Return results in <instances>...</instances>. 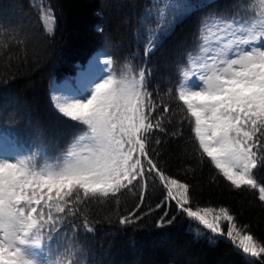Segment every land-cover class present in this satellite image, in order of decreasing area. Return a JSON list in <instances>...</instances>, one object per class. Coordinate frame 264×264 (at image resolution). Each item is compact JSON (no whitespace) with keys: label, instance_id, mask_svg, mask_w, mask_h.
<instances>
[{"label":"snow or ice","instance_id":"6c2138e0","mask_svg":"<svg viewBox=\"0 0 264 264\" xmlns=\"http://www.w3.org/2000/svg\"><path fill=\"white\" fill-rule=\"evenodd\" d=\"M37 3L45 32L54 34L51 7L45 0ZM154 7L156 12L148 15L157 27L144 29L145 57L191 6L180 0H157ZM97 31L103 32V27L97 26ZM150 76V68L134 70L130 63L117 75L112 56L101 53L81 71L79 86L70 80L53 85V107L75 122L81 134L55 162L40 146L15 157L0 153V264H62L60 255L68 257L63 264H73L74 246L60 242L59 235L68 218L82 215L80 206L86 200L116 197L137 184L143 202L148 176L159 180L166 201L174 202L178 212L227 239L246 264H257L264 243L246 230L247 225L239 227L226 207L193 205L190 185L166 175L149 155V134L164 131L169 113L167 104L153 100ZM173 89L202 155L233 188L256 189L264 201V183L253 174L264 166V0H235L232 11L203 16L166 94ZM132 222L129 217L120 219L121 224ZM82 227L87 233L94 231L87 218ZM72 228L75 233L74 224Z\"/></svg>","mask_w":264,"mask_h":264},{"label":"trees","instance_id":"16d2710c","mask_svg":"<svg viewBox=\"0 0 264 264\" xmlns=\"http://www.w3.org/2000/svg\"><path fill=\"white\" fill-rule=\"evenodd\" d=\"M48 3L57 18L52 35L45 32L31 0H0V127L48 139L56 144L60 157L81 133L75 122L58 114L53 107L50 98L53 85L70 80L74 87L79 86L81 71L88 68L94 57L101 53L112 55L109 50L112 44L106 42L104 33L109 17L114 19L112 32L127 36V28L136 25L134 37L141 40L146 38L145 27L155 29L156 20L142 22L153 0H48ZM234 3L235 0H217L182 17L150 55L148 90L154 101L162 100L169 106V113L162 125L164 131L154 129L147 146L149 155L166 175L190 185L193 205L228 208L239 227L247 225L246 230L264 243V201L259 199L258 190H237L219 174L210 159L202 155L190 118H185L188 114L175 98V89L171 95L166 94L176 82L177 67L192 46L201 18L208 13L230 12ZM253 7L260 11L258 3ZM97 26H102L103 32L97 31ZM116 61L113 71L117 75L126 64L130 63L134 70L142 66L141 60L129 55L123 47L117 48ZM159 74L162 76L158 77ZM253 174L259 183H264V166ZM139 196L137 184L116 197L89 199L80 206L82 215H78L96 228L93 234L97 235H92L91 244L97 245L92 251L99 264H246L245 257L228 240L198 226L178 212L174 202H167L166 189L156 177L148 176L143 202ZM122 217L133 222L121 224ZM172 217L175 219L167 223Z\"/></svg>","mask_w":264,"mask_h":264},{"label":"rangeland","instance_id":"374dc122","mask_svg":"<svg viewBox=\"0 0 264 264\" xmlns=\"http://www.w3.org/2000/svg\"><path fill=\"white\" fill-rule=\"evenodd\" d=\"M32 2H33V4L35 5V7H36V9L38 10V12H39V4L37 3V0H32ZM180 2L181 3H187V4H189L190 6L192 5L191 3H190V1L189 0H180ZM203 1L202 0H195V4H196V6H199L201 3H202ZM205 2V1H204ZM45 3L48 5V6H50L49 5V3H48V0H45ZM51 7V6H50ZM52 9V8H51ZM53 11V10H52ZM54 13V12H53ZM55 28H56V25H55ZM114 28V19H113V17H109L107 20H106V27H105V34H106V36L111 40V41H113V42H122V43H127L128 42V40H130V44H132L133 42H135V41H137V40H135V37H134V33H133V29H131V27L129 26L128 28H127V30H129V33H127V36H125L126 35V33L125 34H122V33H114V32H112L113 29ZM159 41H160V39H159ZM129 44V45H130ZM162 75L161 74H159V76L158 77H161ZM226 226V224H224V223H222L221 224V227H225ZM107 257V256H106ZM107 259V261H109V262H112L111 261V258H106ZM260 260H262V261H264V255H262L261 256V258H260Z\"/></svg>","mask_w":264,"mask_h":264},{"label":"bare ground","instance_id":"6f19581e","mask_svg":"<svg viewBox=\"0 0 264 264\" xmlns=\"http://www.w3.org/2000/svg\"><path fill=\"white\" fill-rule=\"evenodd\" d=\"M105 46V45H104Z\"/></svg>","mask_w":264,"mask_h":264}]
</instances>
